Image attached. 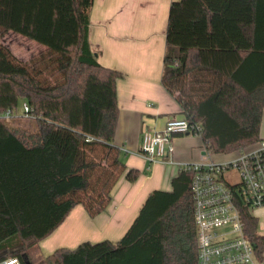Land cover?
<instances>
[{"label": "trees", "instance_id": "1", "mask_svg": "<svg viewBox=\"0 0 264 264\" xmlns=\"http://www.w3.org/2000/svg\"><path fill=\"white\" fill-rule=\"evenodd\" d=\"M93 4L0 0V40L14 32L45 48L27 63L0 41V262L196 264L193 172L184 170L171 191L149 195L118 242L41 251L77 206L95 218L123 175L131 183L140 176L114 143L124 74L92 51ZM162 84L207 153H239L262 141L264 0H174Z\"/></svg>", "mask_w": 264, "mask_h": 264}, {"label": "crops", "instance_id": "2", "mask_svg": "<svg viewBox=\"0 0 264 264\" xmlns=\"http://www.w3.org/2000/svg\"><path fill=\"white\" fill-rule=\"evenodd\" d=\"M174 0H94L89 41L98 62L118 70L120 116L114 143L128 169L140 172L131 183L123 175L101 215L91 218L77 206L67 220L40 243L44 256L83 242H118L138 216L149 195L172 190V180L188 164L201 163L206 152L189 135L172 138L174 151L149 161L141 153L145 131L162 132L169 121L185 118L180 104L162 84L170 6ZM201 151V152H200Z\"/></svg>", "mask_w": 264, "mask_h": 264}, {"label": "built area", "instance_id": "3", "mask_svg": "<svg viewBox=\"0 0 264 264\" xmlns=\"http://www.w3.org/2000/svg\"><path fill=\"white\" fill-rule=\"evenodd\" d=\"M29 111L25 104L24 112ZM11 115L9 111L2 116ZM195 132L186 119L169 121L162 132L143 133L141 153L151 162L167 158L174 151V136ZM182 170L193 172L196 264H264V225L253 213L264 209V139L231 162L206 158ZM228 173L237 176L231 179ZM227 228L231 231L226 232ZM0 264L20 263L9 258Z\"/></svg>", "mask_w": 264, "mask_h": 264}, {"label": "rangeland", "instance_id": "4", "mask_svg": "<svg viewBox=\"0 0 264 264\" xmlns=\"http://www.w3.org/2000/svg\"><path fill=\"white\" fill-rule=\"evenodd\" d=\"M1 43L8 47L13 54H15L21 61L23 62H31L32 58L40 55L44 52L45 48L39 44H37L34 41L29 40L26 37H23L17 33L9 32L6 34L3 38H1ZM25 105V104H24ZM23 112V105L21 104L19 106V113L22 114ZM24 117L27 119L29 116L27 114H24ZM261 135L262 138H264V120L263 125L261 129ZM187 137H191L192 140H196V149L200 150L202 147V152H206V149L204 147V143L202 141L200 134H190ZM200 151V152H201ZM241 152H230L226 154H220V153H207L206 157L208 159L213 160L215 163H228L233 160L240 154ZM231 179H235L237 176L235 173H228L227 174ZM255 215L259 216V222L261 225H264V209L263 210H254L253 212ZM231 229L227 228L226 232H230Z\"/></svg>", "mask_w": 264, "mask_h": 264}]
</instances>
